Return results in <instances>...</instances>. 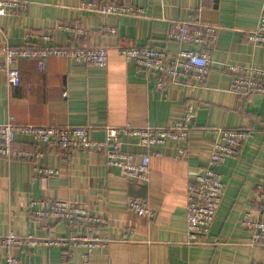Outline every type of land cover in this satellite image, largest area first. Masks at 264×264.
<instances>
[{"label": "crops", "instance_id": "obj_1", "mask_svg": "<svg viewBox=\"0 0 264 264\" xmlns=\"http://www.w3.org/2000/svg\"><path fill=\"white\" fill-rule=\"evenodd\" d=\"M26 11L0 16V47L20 48L28 33L51 36L63 47H105V68L50 58L43 71L36 60H21L16 68L21 85L10 87L0 71V125L11 118L19 126L86 127L94 141H104L108 128H166L182 120L189 104L196 108L194 129L187 141H167L146 150L122 136V149L137 162L150 155V180L137 184L108 165L104 150L67 152L35 143L17 134L15 149L41 154L36 162L9 161L0 156V237L61 239L77 232L98 238L67 251L24 243L12 249L19 264H264V240L253 244L252 232L242 227L251 213L257 217L264 187V94L239 96L231 92V67L264 71V48L253 45L247 32L259 24L264 0H114L143 10L140 17L112 16L79 10L80 0H19ZM177 22H200L220 28L211 50L205 84L167 83L156 88V76L146 74L120 54V49L154 47L174 55L193 49L167 41ZM77 27L80 36L59 30ZM43 45H47L42 43ZM217 129L250 133L239 157L219 168L224 194L210 232L190 243L188 186L204 172L217 141ZM179 149L185 150L180 156ZM53 169L52 178L35 174V166ZM69 201L89 210L105 224L86 233L56 220L31 216V201ZM130 199L148 204L154 216L131 211ZM6 248L0 245V263Z\"/></svg>", "mask_w": 264, "mask_h": 264}, {"label": "built area", "instance_id": "obj_2", "mask_svg": "<svg viewBox=\"0 0 264 264\" xmlns=\"http://www.w3.org/2000/svg\"><path fill=\"white\" fill-rule=\"evenodd\" d=\"M27 4L19 0H0V16L10 13L26 11ZM79 10L112 15L117 17L143 15L142 9H137L127 3L119 4L114 0H80ZM59 30L84 36L86 32L69 25H59ZM220 28L200 22H177L167 35V41L180 45H188L193 49H181L171 55L166 50L154 47H130L120 49V54L129 63L135 64L146 74L156 76V88L165 92L167 83L193 84L194 81L205 84L210 73L211 50L218 41ZM247 39L255 46L264 48V5L257 28L247 32ZM48 35L28 33L25 44L20 48L11 46L0 47V71L6 76L10 87L21 85V75L16 68L21 60H37L43 71L46 70L47 60L50 58H66L76 63L94 65L105 68L109 60V52L105 47H63L51 43ZM45 43L47 45H43ZM234 78L231 92L239 96L264 94V71L253 68L231 67ZM196 108L193 104L187 106L184 118L166 128H108L104 141H94L90 137V130L86 127H34L19 126L11 118L7 124L0 125V156L9 160H26L35 162L41 158L38 152L15 149L17 134L31 138L35 143L55 146L68 153L75 150L98 151L107 153L108 165L117 168L127 179L137 184H147L150 180V155L142 156L137 162L136 155L122 149V136L133 139L139 147L151 150L161 147L167 141L181 144L188 140L194 129ZM218 138L211 150L210 161L204 172L195 173L194 179L188 186V235L190 243L204 244L200 238L206 236L216 220L218 208L224 194V183L219 168L228 158L240 156L244 142L250 136L242 130L217 129ZM180 156L185 150L179 149ZM35 174L40 177L52 178L57 175L53 169L35 166ZM259 197L263 202L262 211L257 217L246 214L242 220V227L252 232L253 244L264 240V187L259 186ZM31 216L39 220H56L67 223L72 228L83 227L86 233L94 227L105 224V220L91 215L89 210L69 201L48 202L42 199L31 201ZM128 207L140 216L151 218L154 212L148 204L136 199H130ZM98 238H90L77 232H71L61 239H39L33 236L20 239L14 234L0 237V245L5 246V262L0 264H19L13 256L12 249L27 243L31 246H45L67 251L72 246H86L88 251L100 245ZM255 264V263H251Z\"/></svg>", "mask_w": 264, "mask_h": 264}, {"label": "trees", "instance_id": "obj_3", "mask_svg": "<svg viewBox=\"0 0 264 264\" xmlns=\"http://www.w3.org/2000/svg\"><path fill=\"white\" fill-rule=\"evenodd\" d=\"M37 61V60H36Z\"/></svg>", "mask_w": 264, "mask_h": 264}]
</instances>
